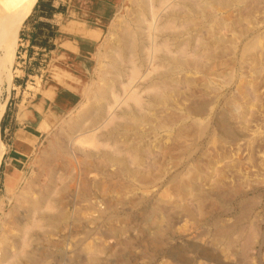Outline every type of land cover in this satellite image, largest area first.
I'll return each mask as SVG.
<instances>
[{
    "label": "rangeland",
    "instance_id": "obj_1",
    "mask_svg": "<svg viewBox=\"0 0 264 264\" xmlns=\"http://www.w3.org/2000/svg\"><path fill=\"white\" fill-rule=\"evenodd\" d=\"M71 1L72 0H42V2L47 3L44 4L40 3V0H30L28 9L19 28L18 45L12 66L13 85L9 93L6 87H4L5 89L2 95V99L9 95L5 113L0 122V146L3 148L2 150H4L3 158L7 148L6 143L8 135L6 124L9 118L12 115L14 116L20 108L33 107L38 111L39 122L36 124H39V131L41 132L43 130L44 135L40 138L33 154L25 158L23 163L18 167L8 165L7 169H5L3 159L1 161L0 250L2 248L1 245H3V242H1L2 237L4 236L2 228L3 220L15 194L17 193L18 195V193L21 192L20 190L26 185L32 186L36 182V184H38V182L45 178L50 166L58 172V182H60V179L62 181L59 183L60 185L58 186L60 187H58L57 190L60 192L58 195L61 196L55 193L59 198H55L57 205L54 207L53 211H61L64 216L67 213L68 216L64 219L66 223L63 221L62 224L67 226L68 223H72L71 225L74 226L72 227L74 231L71 232L70 228L60 225L50 234V236L53 234L51 238H55L54 240H61V243L54 247V251L56 250L55 254H58L57 256H59V259H49V261L51 262L52 260L53 263L46 262V264H64L61 259L64 258L65 262V259L68 260L73 258L74 246L76 244H78V246L83 245L93 248L96 242L105 246L107 255L103 254V257L107 264H109L108 262H110V264H179L168 256L169 254H167L165 250L168 248L169 250L177 247L182 248L190 243L197 244L199 248H203L204 246L207 248L209 247L210 251H213H211V253L214 254L212 255L213 258L205 259L198 255L195 249L193 250V248H190L189 251L192 252L193 250L192 254L191 252L190 254L195 264H200V261L203 263L207 262L206 264H239L236 256L231 251V247L229 248V246L222 241H212L213 237H211L212 235L208 232L211 229L209 222H212V219H209V217L219 215L223 219H230V221H233L241 209L239 204L242 198L247 197L246 199H256V204L252 205V218L260 219L259 224L261 227H259L260 230L264 232V60L261 63V60L264 59V0H246L247 2L242 0L241 3H237V1L234 7L219 5L216 7L217 12L214 13V11L212 16H200L201 19L202 17L204 18L205 22L211 19V23H206V27H213L214 31H217L216 33L221 30L220 34H223L224 39L221 44H225L229 47L228 50L230 55L226 49V54L228 55L224 54V58H222L223 55L217 57L214 61H209L211 63L208 62L210 65L203 67L204 70H208V73H204L205 71L202 70L194 74V80L196 79V81L192 85H186V83L182 84L180 86V90L182 91L176 93V96L173 94L171 96L173 97V99L171 98L172 100H167L165 103H161L157 106L158 109L163 107L162 110L159 111L156 108L159 115L162 113V115H160V121L166 117L170 120V116L172 115L173 117L176 114L179 116L182 115L183 121L177 122L176 125L174 124L169 129L156 127V122H150V124L149 122L138 123L142 127L135 124L136 126L133 125L134 129L132 128L133 130L131 129V132L127 130L124 131L125 133L123 132V134L118 136L117 141L120 143H113V140L107 139L106 133L110 126L101 125L100 127H96L92 124L90 125L89 120H87V124H84L83 128L77 132V134L82 135L78 136L76 143L72 142L77 150L83 148L82 150L89 151L93 149L88 143L79 142L80 139L84 138L86 130L89 128L92 129L88 131L89 134L91 132H97L99 138H103L102 141L104 139L109 140V142L107 141L109 147L113 146L112 144H115L114 146L119 145L127 157L131 156L130 159L128 158L127 170H130L127 173L119 170L120 168L117 170L116 166L112 163H110V167L108 165H101L103 168L101 166L93 168L89 161L85 163L80 155L75 153L74 155L71 152L67 154L57 150L55 155L48 156L49 159L47 158V152L51 148L56 134L60 133L62 130L61 128L65 129L68 122L76 118L78 119L79 116L87 111L94 103V93L103 83L102 77L107 69V56L111 53L114 45L119 44L118 38L120 33L126 26L132 25V22L140 10L138 0H115L116 10L109 23L104 27L105 32L103 37L88 51L81 52L77 55V58H70L67 55H63V57H58L57 59L58 44L54 42L56 29L52 17L57 11H64L67 3ZM253 1L257 2L253 4ZM51 3L56 11L51 10ZM247 7L252 10L254 9V11L250 12L251 10L247 9ZM240 8L246 10L244 11ZM50 15H52V17H50ZM217 16L221 18L218 19ZM239 16H241V18L245 17V19H240ZM236 18L237 20H235ZM233 19L235 21H233ZM223 21H227L225 22L226 24L218 26L219 23ZM45 22H48L49 25L47 26L48 23L45 25ZM213 22L216 23V26ZM212 24L213 26H211ZM235 24L238 27L234 26ZM245 25L246 29L251 28L252 30L239 28ZM53 31L54 33H52ZM241 32L242 35H240ZM256 33L259 35H256ZM236 37H239L238 41ZM253 37L255 40H252ZM210 39V43H213L212 40L214 41V38ZM229 40H233L231 43H233L234 47L237 46L235 47L236 51L231 52L230 47L232 45L230 46L228 44L230 43ZM246 40L247 43L249 41L251 44L250 46H252L249 49L246 47ZM256 40V44L251 43H255ZM234 41H237L236 44ZM257 55L259 56L257 57ZM255 58H257L256 61ZM257 61H259V65L262 66L261 68ZM208 67L212 70L210 71ZM205 80L207 84H205ZM64 85L69 87H64ZM48 86H57L60 87V90L67 92V95L64 97L65 100H62L61 103H58L57 100H43L44 98H42V100H35L36 96L42 95V91ZM195 90L199 91H197L198 94L200 92H208L207 99H211L213 104L211 102L209 106L206 107V109L209 108L207 109L208 112H203L201 113L202 115H195L193 113L191 116L188 112L191 105L190 103H192L190 101L192 100H188V97L192 92H196ZM69 92H72V94L76 96L75 99L72 98L73 96H71ZM121 97H123V95ZM183 97L187 98L183 99ZM175 102L176 105L174 104ZM130 104L134 105L131 101ZM185 105H187V108ZM173 106H180V109ZM226 106H229L227 108L231 109L228 110ZM168 107L170 108L168 109ZM222 110L232 120L231 122L235 123L233 124L235 128L237 127L235 131L237 130V133H243L244 136L238 133V140H232L231 138L229 139V137L225 138L227 135H224L223 131H220L221 129L218 128L215 120L218 113H223ZM232 110L235 111L233 112ZM228 111H230V113H228ZM185 113L188 114L190 118ZM241 118L245 120H241ZM121 121H123V119ZM189 124L190 126H188ZM143 126L147 127V129L144 127L145 131ZM153 126L155 127L154 129H152ZM201 126L204 127L200 128ZM153 130H156L157 133H154ZM137 132H140V136L137 135L138 137L136 136V134H138ZM131 133H133L134 137ZM126 143L127 146L125 147ZM151 143L154 144L152 145ZM79 144L82 145V148ZM106 149L110 150L109 148ZM135 152L139 153L140 161L138 160V162L135 160L134 156H132ZM146 153L149 154L147 155ZM46 160H50L51 162H46ZM45 164H49V166ZM131 166L135 167L133 168ZM114 167L115 169H113ZM109 168L117 171L114 172ZM108 170L111 171V175H109L110 173H108ZM134 170H136V172ZM118 171L120 174H118ZM101 172L104 173L101 174ZM116 172L117 174H115ZM105 173H108L107 175H109V178ZM172 174H175L173 175L174 177H172ZM185 174L186 176H184ZM177 175L181 177L178 180L176 178L178 177ZM79 176L82 177L80 178ZM62 179H64V181ZM175 180L178 182L193 180L191 188L192 195L191 192L189 195L187 194L188 196L182 193L181 188L179 189L180 185L176 184ZM84 186L86 188H84ZM222 189L224 192L227 190L226 194L230 200L227 199V197L221 201L218 200L217 195L223 191ZM238 190H240V192ZM211 191L212 193H209ZM229 191L233 192L229 194L231 195L230 197L228 195ZM82 192L87 196L85 194L83 195ZM236 192L239 193L237 194ZM213 193L215 195H213ZM200 194H203L202 197ZM198 198H201V201H198ZM225 199L226 201L229 200L228 203H226ZM219 202L221 207L219 206ZM186 203L189 204L190 210L186 209L188 206L185 205ZM109 204L112 206L110 207ZM60 205H63V207ZM225 206L228 207L226 208ZM218 207L221 210L217 209ZM57 208L60 209L58 210ZM154 209H156V211ZM226 209L228 212H226ZM103 210L108 213L117 212L116 214L119 213L122 216L131 217L129 224H127L126 221L124 222V220H121L123 222H117L118 225H120H117V227L120 229L123 228L122 231L117 232V236L119 235L121 240H131L130 245L124 246L123 244L115 242L116 239L113 236L100 237L97 233L91 234L90 236L88 235L89 237L86 236L90 228L95 226L93 221H96V219L99 220L101 217L100 215L104 213ZM168 211L170 215H168ZM106 212L104 214H108ZM163 215H167L169 218L167 219V217ZM160 218L161 220H159ZM162 226L167 227V233H163V236H167L163 237L164 240L162 239V234L159 235L157 233V229ZM200 232H203L205 235ZM170 246L173 248H170ZM263 247L261 250L262 253L257 254L252 264H264ZM120 253L125 254L128 258L130 257L128 261L131 260V262L126 263L124 260L118 261L116 255ZM197 255L199 258H197ZM215 258L217 259L215 260ZM25 262L26 260L24 259L21 264H25ZM26 263L29 264L28 262Z\"/></svg>",
    "mask_w": 264,
    "mask_h": 264
},
{
    "label": "bare ground",
    "instance_id": "obj_2",
    "mask_svg": "<svg viewBox=\"0 0 264 264\" xmlns=\"http://www.w3.org/2000/svg\"><path fill=\"white\" fill-rule=\"evenodd\" d=\"M29 2H30V0H0V122H1V119L4 115V113H5L6 105H7V101H8V96H9L8 95L4 99H2V95H3V91L5 89L4 87H6L7 92L9 93L11 90V86L13 85L12 84L13 83L12 66H13L16 48L18 45L19 28H20V25L24 19L26 11L28 9ZM236 2L241 3L242 0H138L140 10L138 11L136 18L132 22V25L126 26L123 29V31L120 33L119 38H118V42H119V44H117L118 46L114 45L111 53L107 56V60H108L107 69L105 70L103 77H102L103 83L99 86L98 89H96V91L94 93V99H95L94 103L92 104V106L87 111H85L81 116H79L78 119L76 118V119L71 120V121L69 120L70 122H68L67 127H65V129L61 128L62 130L60 131V133L56 134L55 140H54L53 144L51 145V148L47 152V158H48V156L55 155L57 150L63 151L64 153H67V154H68V152L69 153L71 152L73 154L75 153L77 155H80V157H82V159H83V162L86 163V161L87 162L89 161L93 168L98 167V166L100 167L101 165L102 166L103 165L109 166L110 163H112L114 166H116L117 170H118V168H120L119 170L125 171L127 173L130 170L129 168H128L129 170H127L128 158L130 159L131 156L127 157L125 152L121 149V147L119 145L114 146L115 144H112L113 146L109 147V145H108L109 140H113V143L114 142L117 143L118 142L117 141L118 136H120L121 134H123L124 131H127V130H130V132H131V129L132 128L134 129L133 125L138 124V123L141 124L142 122H149V124H150V122H156L155 123L156 127L158 126L160 128L164 127V128L169 129L174 124L176 125L177 122L184 120L181 117L182 115L179 116L178 114H176L172 117V115L169 113L171 115L170 120H168V118L166 117L167 119L163 118L160 121V119H161L160 115H162V113L160 115L157 113V109H158L157 106H159L161 103H165L167 100H172L173 97H171V96L173 94L175 95L179 91H182V90H180L181 89L180 86L182 84L186 83V85H190V84L192 85L196 81V79L194 80V76H193L194 74L199 73L202 70L205 71L204 73H208V70L207 71L204 70L203 67L210 65V64H208L209 61H211V60L214 61V59H216L217 57H220L222 55H223L222 58H224V56H225L224 54H226V49L228 50L229 47L226 46L225 44H221L222 40H224L223 34H220L221 30L218 33H216L217 31L215 32L213 27H210V26H209L210 28L206 27V23H208V22L211 23V21H210L211 19L208 22L207 21L205 22L204 18L202 17V19H201L200 16H202V15H205L206 17L212 16V13L214 11H215L214 13L217 12V10H216L217 6L224 5L227 7H234V4ZM255 2H257V1H253L252 3L254 4ZM248 7H250V6H248ZM248 7H247V9L251 8V7L250 8H248ZM240 9H242L244 11L246 10L243 8H240ZM235 10H237V9H235ZM250 10H251L250 12L254 11V9L253 10L250 9ZM214 15H216V14H214ZM241 16H239L240 19H245V17L241 18ZM217 18L219 19L221 17L217 16ZM222 19H220V20H222ZM235 20H237V18ZM235 20L233 19V21H235ZM233 21H231V22H233ZM225 22H227V21H225ZM225 22L224 21L222 23L218 22L219 23L218 26H222V25L226 24ZM233 23H235V22H233ZM214 24L216 26V23H214ZM227 25H229V24H227ZM227 25H226V27H227ZM211 26H213V24ZM234 26H237V25L235 24ZM234 26H231V27H234ZM245 27H246V25L244 27L241 26L239 28L244 29ZM234 28H236V27H234ZM250 29L251 28H249V29L245 28L244 30H250ZM216 30H218V29H216ZM242 32L240 35H242ZM244 33H245V31H244ZM244 35H243V37H244ZM256 35H259V34L256 33ZM210 38H214V41L212 40L213 43H210V41H211ZM238 39H239V37L237 38V41H238ZM247 40H246V47L249 49L252 46H250L251 44L249 43V41L247 43ZM252 40H255L254 37ZM257 40L255 43L254 42H251V43L256 44ZM232 41H230V43ZM236 42L234 41L235 44H236ZM230 43H228V44L230 46L232 45L230 47L231 52L236 51L235 47H237V46L234 47L233 43H231V44ZM243 44H245V43H243ZM261 53L263 55L262 51H261ZM228 54H229V50H228ZM228 54H226V55H228ZM258 56L259 55H257V57ZM243 57H244V54H243ZM261 57H260V59H261ZM235 58H233V59H235ZM256 60H257V58H255V61ZM263 60L264 59L261 60V63ZM216 62H218V61H216ZM258 62L259 61H257V63ZM209 63H211V62H209ZM235 63H236V61H235ZM257 63H256V65H257ZM233 64H234V62H233ZM258 65H259V63H258ZM259 66H258V68H259ZM261 67L262 66H260V68ZM210 68H211V66H210ZM211 70L212 69H210V71ZM204 82H205V84H207L206 80ZM207 82L211 83L210 81H207ZM197 91L192 92L191 94L189 93L190 96L188 97L189 98L188 100H192V101H190L192 103H190L191 105L189 107V112L188 111H186V112L191 114V116L193 113L195 115L196 114L202 115L201 113H203V112L206 113V111L208 112L207 109H209V108L206 109V107H208L209 104L212 102L211 99H207V93L208 92L205 91V92H200L198 94L199 91L198 92ZM196 93H197V95H196ZM122 95H123V97H121ZM178 95H180V94H178ZM184 95H186V94H184ZM175 96H174V98H175ZM184 98H187V97H183V99ZM185 100H187V99H185ZM130 101L133 102L134 105L130 104ZM174 101H175V99H174ZM177 101H179V100H177ZM174 104L176 105V102ZM212 104H213V102H212ZM230 104H228V105H230ZM187 105H185L186 108H187ZM173 107H176V106H173ZM179 107L180 106H177L176 108H179ZM227 107H229V106H226V108ZM162 108L161 109L159 108L158 111L162 110ZM169 108L170 107H168V109ZM186 108H184V109H186ZM227 109L229 110L231 108H227ZM177 111H178V109H177ZM232 111L234 112L235 110H232ZM169 112H171V111H169ZM180 112H181V110H180ZM205 113H204V115H205ZM228 113H230V111H228ZM186 115L190 118V116L188 114H186ZM239 115H237V116H239ZM167 116H168V114H167ZM243 118H241V120ZM122 119H123V121H121ZM229 119L230 118L223 111V113L221 112L220 114L218 113L216 115L215 120L217 122L218 128L221 129L220 131H223L224 135H227V137H225V138L229 137V139L231 138L232 140H235L238 138L237 137L238 133H240V135H243V133L242 134H241V132L237 133L236 132L237 130L235 131V129L237 127L235 128V126L233 125L235 123L231 122L232 120L231 119L229 120ZM233 119H234V117H233ZM87 120H89L90 125L92 124L96 127H100L101 125L110 126L108 128L109 129L108 132L106 133L107 139H109V140L104 139L102 141L103 138L102 139L99 138V135H97L98 134L97 132H93V133L91 132L89 134L88 131L92 130L89 128L86 130L84 138L80 139L79 142L88 143L90 145V147H92L93 149L90 148L91 150H89V151L82 150L83 149L82 145L79 144L82 149L77 150L73 146L72 142L76 143V141L78 140V136H82V135L77 134V132L80 131L81 128H83L84 124H87V122H86ZM243 120H245V119H243ZM197 122H198V120H197ZM97 124H100V125H97ZM140 124H138V125H140ZM149 124H147V125H149ZM146 126H143V128ZM154 126L152 127V129L155 128ZM185 126H186V124H185ZM188 126H190V124ZM188 126H187V128H188ZM139 127H142V126L140 125ZM203 127L204 126H201L200 128H203ZM140 129L143 130L142 128H140ZM146 129H147V127H146ZM157 129H159V128H157ZM215 129H216V127H215ZM189 130H190V128H189ZM93 131H96V130H93ZM144 131H145V128H144ZM202 131H203V129H202ZM238 131H240V130H238ZM165 132H166V130H165ZM186 132H188V131H186ZM139 133L136 134V136L139 135ZM149 133H151V132H149ZM149 133H148V135H149ZM154 133H157L156 130L154 131ZM217 133H219V132H217ZM223 133H222V135H223ZM131 134L133 136V133H131ZM134 135H135V133H134ZM143 137H145V136H143ZM141 140H144V139H141ZM118 143H120V142H118ZM127 143H126L125 147L127 146ZM144 143H146V142H144ZM84 146H85V144H84ZM134 147H137V146H134ZM71 148H73V149H71ZM106 148H109L110 150H113V151L107 150ZM2 149L3 148L0 146V165H1V161L3 159V154H4V150H2ZM145 151H146V148H145ZM138 152H140V151H138ZM138 152H135V154L132 155V156H134L135 160H137V162L139 160V153ZM187 153H189V152H187ZM186 155H188V154H186ZM189 156H191V155H189ZM142 160H144V159H142ZM47 161H50V160H46V162ZM50 162H48V163H50ZM45 165H47V164H45ZM113 165H112V167H113ZM47 166H49V164ZM47 166H46V168H47ZM84 166H85V164H84ZM138 166H137V168H138ZM131 167H133V166H131ZM104 168H106V167H104ZM109 169L112 170L111 168H109ZM113 169H115V167ZM117 170H112V171L115 172ZM139 170H140V168H139ZM134 171L136 172V170H134ZM130 172H133V171H130ZM97 173H98V171H97ZM102 173H104V172H101V174ZM108 173H110L109 175H111V171L108 170ZM108 173H105V174L109 178V175H107ZM83 174H85V173H83ZM115 174H117V172ZM118 174H120L119 171H118ZM183 174H184V172H183ZM173 175H175V174H172V177H174ZM140 176H139V178H140ZM184 176H186V174ZM143 177H144V175H143ZM58 178H59L58 172L49 166L47 173H46V176L43 180L38 182V184H36L37 183L36 181H35L36 183L33 182L35 184V186H34V184L32 186L26 185L22 188V190H20L21 192L18 193V195H17V193L15 194L13 201L10 204L9 209H8L7 213L5 214V218L3 220L2 228L4 231V236L2 237V241H1V242H3L2 243L3 245H1L2 248L0 250V264H21L24 259L29 264H46V262H50L49 259L55 260V258L59 257V256H57L58 254L57 255L55 254L56 250L54 251V247L56 245L60 244L61 240H58V241L54 240L55 238L54 239L51 238V236L53 234L51 236H50V234L56 228H58L60 225L66 227V228H70L71 232L74 231V229L72 228L74 226L71 225L72 223H68L67 226L62 224L65 217L68 216L67 213L64 216V214L61 211H53L54 207L57 205V201H56L57 197L61 196V195H58V193H60V192H58L57 190H58V187H60V186H58V185H60L59 183L62 181L60 179V182H58V180H59ZM60 178H62V177H60ZM80 178H78V179H80ZM131 178H133V177H131ZM176 178L178 180L181 177L178 176ZM64 179H62V180L64 181ZM85 180H84V182H85ZM177 180H175V183L180 185V187L179 186L178 187H179V189L181 188V192L186 194V195L187 194L189 195L191 192L193 180L192 181L190 180L188 182H181V181L178 182ZM82 182H83V180H82ZM89 187H91V186H89ZM84 188H86V187L84 186ZM219 189H221V188H219ZM88 190H89V188H88ZM226 191L224 192V190H223L222 192H220L219 195H217L218 196L217 198L219 201H221L225 197H227ZM238 191L240 192V190H238ZM55 193L58 196H56ZM209 193H212V191ZM230 193H233V192L229 191L228 195ZM84 194L85 193H83V195ZM65 195H68V194H65ZM191 195H192V192H191ZM202 195H201V197H202ZM213 195H215V194L213 193ZM230 196L231 195H229V197ZM246 198H242V200L240 201L239 205L241 206V209H240V211L238 210L239 212H238L237 216L233 219V221H230V219L229 220L223 219V218H221V216H219V215L215 216L214 214H212V215H214L213 217H209V219L210 218L212 219V222H209L211 229L209 228L210 230L208 232L212 235L211 237H213L212 241H215V242L216 241H219V242L222 241L223 243L228 245L229 248L231 247V251L236 256L239 264H252L253 263L252 261L255 259L257 254L262 253L261 250H262V247L264 246V232L260 230V227H261L259 224L260 219L252 218V214H253V208H252L253 206L252 205L256 204L255 203L256 199H251V198L246 199ZM227 199H229V198L227 197ZM198 201H201V198H198ZM225 201H226V199H225ZM228 201H226V203H228ZM185 205H188L186 207V209L190 210L189 204L186 203ZM214 205H215V202H214ZM60 206L63 207V205H60ZM109 206H110V204H109ZM219 206H220V202H219ZM57 209L59 210L60 208H57ZM217 209H220V208L218 207ZM108 210H110V209H108ZM154 210L156 211V209H154ZM105 212L106 211H104V213ZM112 212H113V210H112ZM224 212H225V210H224ZM226 212H228L227 209H226ZM106 213H108V212H106ZM116 213H108V214H104V215L101 214L100 215L101 217L99 218V220L96 219V221L95 220L93 221L95 226L93 228H90L89 232L86 233V236L89 237L91 234H95V233L99 234L100 237L101 236L102 237L103 236H113L116 239L115 242H117L119 244H123L124 246L130 245L131 240H121L119 235L117 236V234H118L117 232L122 231V229H123L122 227H121L122 229L117 227V225H118L117 222L124 220V222L126 221L127 224H129L131 221V217L130 216H128V217L122 216L119 213L118 214H116ZM168 213H169V211H168ZM164 214H165V212H164ZM168 215H170V213ZM163 216H165V215H163ZM165 217H167V219L169 218L167 215ZM256 217H258V216H256ZM77 218H79V217H77ZM161 218L159 220H161ZM68 219H70V218H68ZM74 219H75V217H74ZM151 221H152V219H151ZM75 222H76V220H75ZM121 222H123V221H121ZM168 222H166V223H168ZM64 223H66V222L64 221ZM79 223H81V222H79ZM206 225H208V224H206ZM118 226H120V225H118ZM206 228H207V226H206ZM70 229H69V231H70ZM166 231H167L166 226H162V227L157 229V233L159 235L162 234V239L164 236H166V235L163 236V233ZM205 232H207V231H205ZM155 237H157V236H155ZM57 238H59V237H57ZM167 240H168V238H167ZM162 241H161V243H162ZM192 244L193 243H190V244H188L182 248L181 247L173 248L170 246V248H173L172 250H169V248L167 250H165L166 247L164 246L165 247L164 250L167 254H169L168 256H170L175 262H177L179 264L180 263L181 264H195L194 259L191 258L192 257L191 254H192L194 249L196 252H198V255H200L202 258H205V259L213 258L212 255H214V254L211 253L212 250L210 251L209 247H208L209 249L205 246L203 248H199V246L197 244H193V245ZM257 245H258V247H257ZM190 248H193L192 252L189 251ZM119 249H120V247H119ZM190 252H191V254H190ZM103 254L107 255V251H105V246L100 245V243L98 244V242H96V244H94L93 248L88 247V246L86 247L83 245L78 246V244H76L74 246V257L71 259H68V260L65 259V262H64V258L61 260L63 261L64 264H107L104 260ZM116 256H117L116 259L118 261L124 260L126 263L131 262V260L128 261L130 257L128 258L123 253H120ZM197 258H199V256ZM216 259L217 258H215V260ZM26 262H25V264H27ZM211 262H212V260H211ZM50 263H53L52 260ZM108 263L110 264V262H108ZM201 263H203V262L200 261V264ZM206 263L207 262H204L203 264H206Z\"/></svg>",
    "mask_w": 264,
    "mask_h": 264
},
{
    "label": "crops",
    "instance_id": "obj_3",
    "mask_svg": "<svg viewBox=\"0 0 264 264\" xmlns=\"http://www.w3.org/2000/svg\"><path fill=\"white\" fill-rule=\"evenodd\" d=\"M40 3L47 4L42 0ZM115 10V0H72L67 3L64 11L53 14L52 21L56 29L54 42L58 44L56 58L63 55L77 58L81 52L88 51L103 37L104 27L109 23ZM69 94L75 99L76 96L72 92ZM66 95L67 92L60 90V87L48 86L35 100L44 98L43 100H57L61 103ZM38 116L35 108L23 107L9 118L6 124L7 148L3 158L5 169L8 165L18 167L35 151L40 138L44 135L43 130L39 131V124H36L39 122Z\"/></svg>",
    "mask_w": 264,
    "mask_h": 264
},
{
    "label": "trees",
    "instance_id": "obj_4",
    "mask_svg": "<svg viewBox=\"0 0 264 264\" xmlns=\"http://www.w3.org/2000/svg\"><path fill=\"white\" fill-rule=\"evenodd\" d=\"M50 8H51V10L56 11L55 8H54V6L52 5V3L50 4ZM50 17H52V15H50ZM47 23H48V22H45V25H46ZM48 25H49V23L47 24V26H48ZM52 33H54V31H53Z\"/></svg>",
    "mask_w": 264,
    "mask_h": 264
}]
</instances>
